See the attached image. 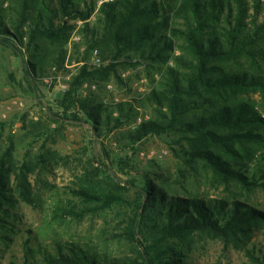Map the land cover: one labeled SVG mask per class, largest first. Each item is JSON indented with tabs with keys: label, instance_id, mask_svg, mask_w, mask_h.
<instances>
[{
	"label": "trees",
	"instance_id": "trees-1",
	"mask_svg": "<svg viewBox=\"0 0 264 264\" xmlns=\"http://www.w3.org/2000/svg\"><path fill=\"white\" fill-rule=\"evenodd\" d=\"M78 20L83 39L70 54ZM0 47L21 58L34 94L44 78L67 71L68 59L86 60L98 50L108 63L78 69L58 101L61 114L73 112L77 121L83 116L92 131L106 135L131 126L149 108L150 117L123 135V147L136 155L135 146L146 138L165 137L182 165L173 178L149 161L120 185L105 163L89 160L73 194L92 210L132 205L133 217L118 237L133 255L114 257L66 241L51 250L28 249L34 262L26 264H188L196 234L238 248L264 227V211L249 204L264 190V0H0ZM142 64L163 66L156 87L143 96L104 103L79 95L86 82L99 86L118 68ZM61 114L50 125L24 120L27 139L41 143L36 154L20 160L13 145L0 153V229L13 217L12 192L34 205L31 177L69 164L68 155L48 145L58 143L55 134L69 120ZM188 176L223 187L222 195L180 193L176 187ZM74 214L60 204L53 210L57 219ZM246 251L253 264H264L255 245Z\"/></svg>",
	"mask_w": 264,
	"mask_h": 264
},
{
	"label": "rangeland",
	"instance_id": "rangeland-1",
	"mask_svg": "<svg viewBox=\"0 0 264 264\" xmlns=\"http://www.w3.org/2000/svg\"><path fill=\"white\" fill-rule=\"evenodd\" d=\"M101 2L99 1L97 5L99 6ZM78 21L73 22L72 32L74 28L81 32L83 22L81 21L79 26ZM74 46L73 44L70 46L69 39L67 48L70 54ZM84 50L85 46L82 45L81 54ZM105 63L107 64L108 61ZM25 68L20 57L9 49L0 47V153L9 145H13L14 155L20 160L29 151L36 154L41 145L40 142L32 143L27 139L28 130L24 120L40 121L50 125V119L55 114L63 113L58 107V101L67 92H63L56 81L50 83L41 81L34 94L25 84ZM162 68L163 66L160 65L151 68L145 64L129 69L120 67L117 72L111 74L105 84L99 86L96 84V90L90 89L91 83H84L79 95L87 97L88 94H92L98 101L104 103H118L138 98L156 87L162 75ZM77 72L73 71V78ZM122 73H127L126 78L122 77ZM14 100L22 101L24 106L12 105ZM141 111L143 119L150 117L149 108ZM73 116V112L61 116L69 120L62 121L63 128L55 134L58 143L54 146L48 144L62 155H68L69 164L55 166L50 172L31 177L34 205L22 202L14 192L11 194L15 200L12 208L13 217L6 218L3 228L0 229V264L32 263L34 260L29 255L28 249L51 250L57 242L66 241L86 244L100 253L114 257L133 255L125 240L118 237L128 220L133 217L132 205L124 204L123 207L117 206L114 209L92 210L73 194V190L78 189L80 185L84 166L89 160L105 163L109 169L104 171L120 185L135 178L137 169L145 170V165L149 161H155L163 171L169 169L173 178L178 176L175 174L176 169L182 165L167 138L157 136L146 138L135 146L138 151L136 155L132 154V149L123 147V135L128 128L137 126L136 120L129 127L114 130L110 134L98 135L92 131L91 125L83 116H79L80 121L73 120ZM51 126L53 128L57 125ZM127 157H131L130 162L127 161L128 165H121L119 159ZM262 163L264 164V160ZM180 181L185 187L181 184L177 185L176 189L180 193H184L186 189L185 193L188 194L211 197L221 196L223 193V187L209 185L208 182L191 176ZM134 195V191L129 193L130 200ZM57 204L66 206L68 210H74L77 214L54 218L53 210ZM249 204L264 211V190L259 189L254 192ZM253 245L256 247L257 255H264V227L256 229L251 238L238 248L222 239H211L204 234H196L191 246V259L187 260V263L253 264L246 251ZM35 258L40 261L39 253Z\"/></svg>",
	"mask_w": 264,
	"mask_h": 264
},
{
	"label": "built area",
	"instance_id": "built-area-1",
	"mask_svg": "<svg viewBox=\"0 0 264 264\" xmlns=\"http://www.w3.org/2000/svg\"><path fill=\"white\" fill-rule=\"evenodd\" d=\"M78 25H81V21L77 22ZM82 35L79 33L77 28H74L73 32H72V36L70 38V46L76 43H81L82 42ZM105 61L102 59V57L99 54L98 50H93L90 52V56L88 59L86 60H80L79 62H77L76 60H72L70 61V59L67 60L66 64H65V68L67 69V71L65 72H56V74L44 78L43 81L46 83H50L52 81H56L58 84V87L63 91L66 92L69 88V82L72 80L74 73L73 71L78 70V68L82 67V66H87L89 69H98L101 68L103 66H105ZM127 73H122V77L126 78ZM86 87H88V85L85 84ZM108 88H111V86H108ZM90 89L91 90H96L97 89V85L96 84H92L90 85ZM12 105L18 106V107H23L24 103L22 101H18V100H14L12 102ZM11 108V107H10ZM144 119L142 118V116H140L137 120H136V124H140Z\"/></svg>",
	"mask_w": 264,
	"mask_h": 264
}]
</instances>
